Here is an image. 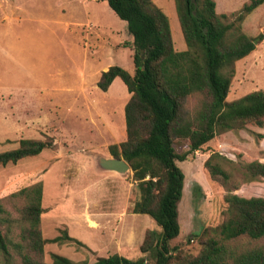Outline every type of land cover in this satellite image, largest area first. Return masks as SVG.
I'll return each mask as SVG.
<instances>
[{
  "label": "rangeland",
  "instance_id": "obj_1",
  "mask_svg": "<svg viewBox=\"0 0 264 264\" xmlns=\"http://www.w3.org/2000/svg\"><path fill=\"white\" fill-rule=\"evenodd\" d=\"M247 1L214 0V11L230 21ZM159 8L167 17L173 49L184 50L173 1ZM240 29L253 40V49L233 63L226 101L264 91V4L244 16ZM130 42L125 22L103 0H0V151L15 147L20 138L50 137L54 145L0 166V205L5 211L0 232L17 240L24 200L10 194L40 182L41 236L49 239L64 230L81 243L45 242L44 262L51 261L52 253L83 264L115 252L130 259L145 255V264H153L138 247L147 229H161L148 215L131 212L138 190L130 168L116 172L96 162L97 157L112 156L109 145L118 149L125 140L123 106L130 94L119 78L105 91L95 82L109 65L133 72ZM200 98H185L187 115H193ZM186 143L175 139L174 151L182 153ZM212 152L224 157L220 163L230 173L227 182L212 179L203 168ZM251 160L264 162V125L247 123L215 134L175 161L183 172V186L177 203L179 232L171 245L195 254L199 239L213 236L232 253L264 248V234L221 240L212 230L226 218L227 192L264 198V177H243L242 165ZM194 184L199 191L193 192Z\"/></svg>",
  "mask_w": 264,
  "mask_h": 264
},
{
  "label": "trees",
  "instance_id": "obj_2",
  "mask_svg": "<svg viewBox=\"0 0 264 264\" xmlns=\"http://www.w3.org/2000/svg\"><path fill=\"white\" fill-rule=\"evenodd\" d=\"M103 1L125 22L131 36L133 64L132 73L119 65H109L95 82L105 91L117 77L130 94L123 106L125 140L118 144V149L109 145L108 150L128 164L136 180L138 199L133 202L131 212L148 215L161 229L160 232L147 229L139 251L149 254L153 264H264V248L232 253L213 236L200 238L195 254L184 253L170 244L179 232L177 203L183 186V172L175 161L184 160L215 134L242 128L247 123L264 125L263 90L225 100L233 63L253 49L252 39L241 31L240 22L263 0L242 3L230 21H224V13L214 11V0H173L186 46L179 51L172 47L166 15L151 0ZM192 94L201 98L189 116L183 102ZM177 138L187 142L182 153L174 151L173 142ZM53 146L50 137L20 138L15 147L0 151V166ZM221 159L224 157L212 152L202 165L212 179L221 177L227 182L230 173L222 168ZM242 170L247 181L264 177V162H245ZM199 189L198 184L193 185V192ZM10 195L24 200L19 210L22 224L15 241L0 232V264H82L55 253L50 254V262L42 260L45 242L81 243L64 230L49 239L41 236L40 182L21 187ZM224 201L226 218L212 229L219 239L239 235L258 238L264 234L263 197L227 192ZM3 213L0 205V214ZM145 260V255L130 259L114 252L83 264H145Z\"/></svg>",
  "mask_w": 264,
  "mask_h": 264
},
{
  "label": "water",
  "instance_id": "obj_3",
  "mask_svg": "<svg viewBox=\"0 0 264 264\" xmlns=\"http://www.w3.org/2000/svg\"><path fill=\"white\" fill-rule=\"evenodd\" d=\"M253 43V40H252ZM97 164L105 170H113L116 172H124L129 169L128 164L122 159L117 157H97Z\"/></svg>",
  "mask_w": 264,
  "mask_h": 264
},
{
  "label": "crops",
  "instance_id": "obj_4",
  "mask_svg": "<svg viewBox=\"0 0 264 264\" xmlns=\"http://www.w3.org/2000/svg\"><path fill=\"white\" fill-rule=\"evenodd\" d=\"M153 1V3L157 6V7H168V6H171V2L173 1V0H152ZM164 2H166L167 4L165 5L164 4ZM169 2V3H168ZM261 4H264V0L260 3V5ZM215 6H216V3H215ZM115 78H117V77H115ZM114 78V79H115ZM113 79V80H114ZM113 80L111 81V82H113Z\"/></svg>",
  "mask_w": 264,
  "mask_h": 264
}]
</instances>
